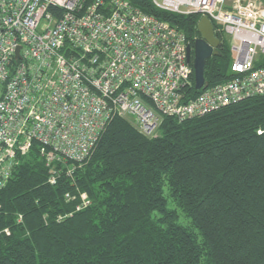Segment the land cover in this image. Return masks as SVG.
Wrapping results in <instances>:
<instances>
[{"label":"trees","instance_id":"obj_1","mask_svg":"<svg viewBox=\"0 0 264 264\" xmlns=\"http://www.w3.org/2000/svg\"><path fill=\"white\" fill-rule=\"evenodd\" d=\"M129 1L194 46L200 14ZM217 36L209 86L230 78ZM94 150L85 168L86 158L59 169L55 184L36 143L20 157L0 187V264H264V95L184 121L166 116L152 136L114 117Z\"/></svg>","mask_w":264,"mask_h":264},{"label":"built area","instance_id":"obj_2","mask_svg":"<svg viewBox=\"0 0 264 264\" xmlns=\"http://www.w3.org/2000/svg\"><path fill=\"white\" fill-rule=\"evenodd\" d=\"M152 1L216 24L233 52L230 78L190 97L191 42L129 0H0V187L34 143L55 184L114 117L152 136L166 116L184 121L264 95L261 2Z\"/></svg>","mask_w":264,"mask_h":264},{"label":"water","instance_id":"obj_3","mask_svg":"<svg viewBox=\"0 0 264 264\" xmlns=\"http://www.w3.org/2000/svg\"><path fill=\"white\" fill-rule=\"evenodd\" d=\"M197 29L199 37L195 40L193 47H188V61H193L195 89L201 90L208 85L206 81L207 60L213 56H222V53L219 50L221 40L216 34L213 23L207 16L200 18Z\"/></svg>","mask_w":264,"mask_h":264},{"label":"rangeland","instance_id":"obj_4","mask_svg":"<svg viewBox=\"0 0 264 264\" xmlns=\"http://www.w3.org/2000/svg\"><path fill=\"white\" fill-rule=\"evenodd\" d=\"M259 2H261L263 5H264V0H258ZM224 38V37H223ZM225 40V44H226V47H227V55H228V61L231 62L232 59H233V52L230 48V41L227 40V39H224ZM229 66V65H228ZM129 119V118H128ZM95 154V150L90 154V156H88L84 162H82V164H80L81 166H79L80 168H85L86 165L92 160L93 158V155Z\"/></svg>","mask_w":264,"mask_h":264}]
</instances>
